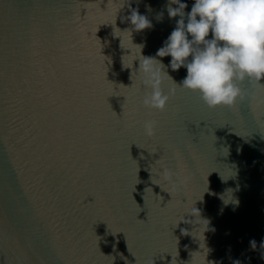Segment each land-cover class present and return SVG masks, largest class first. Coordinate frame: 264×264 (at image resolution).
<instances>
[{
	"label": "water",
	"instance_id": "obj_1",
	"mask_svg": "<svg viewBox=\"0 0 264 264\" xmlns=\"http://www.w3.org/2000/svg\"><path fill=\"white\" fill-rule=\"evenodd\" d=\"M127 2L0 0V264H264V80L210 107L157 57L145 106L179 17Z\"/></svg>",
	"mask_w": 264,
	"mask_h": 264
},
{
	"label": "clouds",
	"instance_id": "obj_2",
	"mask_svg": "<svg viewBox=\"0 0 264 264\" xmlns=\"http://www.w3.org/2000/svg\"><path fill=\"white\" fill-rule=\"evenodd\" d=\"M186 7L184 0H169V17H179L176 27L155 56L141 54L143 60L139 59L138 68L143 73L141 83L150 90L143 103L161 110L166 106L169 97L160 85L163 74L168 73L157 57L170 56L167 67L187 70L180 87L199 93L210 107L231 106L241 92L237 80H264V0H194L190 11L186 12ZM127 19L130 28H117L131 38L134 30L151 27V21L135 8ZM116 36L122 42L123 36ZM153 123H145L149 134ZM229 201L238 203L233 197Z\"/></svg>",
	"mask_w": 264,
	"mask_h": 264
}]
</instances>
